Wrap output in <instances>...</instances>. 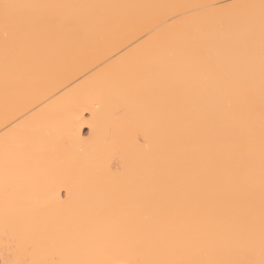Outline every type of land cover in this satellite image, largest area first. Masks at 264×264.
Here are the masks:
<instances>
[{"label": "bare ground", "instance_id": "1", "mask_svg": "<svg viewBox=\"0 0 264 264\" xmlns=\"http://www.w3.org/2000/svg\"><path fill=\"white\" fill-rule=\"evenodd\" d=\"M4 3L32 7H0V264L258 261L259 30L250 81L220 21L260 0Z\"/></svg>", "mask_w": 264, "mask_h": 264}, {"label": "snow or ice", "instance_id": "2", "mask_svg": "<svg viewBox=\"0 0 264 264\" xmlns=\"http://www.w3.org/2000/svg\"><path fill=\"white\" fill-rule=\"evenodd\" d=\"M3 8V21L6 27L17 24V17L12 14L11 10H19L29 5L4 3L0 5ZM232 9H247L254 8L255 5L248 4H232L228 6ZM260 15L257 18L251 14H238L233 16L223 17L220 21L221 34L225 36L224 47L226 50H233L232 44H235L238 49H243L247 64L249 67V80L252 81L251 69L255 61L256 47V32L259 30V90H260V116L262 130V145H264V0H260L259 4ZM222 11V10H221ZM231 42V43H230ZM249 96L254 92V83H250L248 88ZM249 109L253 107L251 99L249 100ZM174 160L183 164L188 172L195 173L196 168L187 159V153H177ZM260 239H261V256L257 261L252 258L248 259H233V258H198L187 257L177 259H150L141 262V264H264V159H262L261 170V201H260ZM174 246L180 249H196L201 247H215L210 240H202L195 237H180L174 241Z\"/></svg>", "mask_w": 264, "mask_h": 264}]
</instances>
